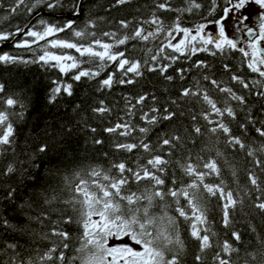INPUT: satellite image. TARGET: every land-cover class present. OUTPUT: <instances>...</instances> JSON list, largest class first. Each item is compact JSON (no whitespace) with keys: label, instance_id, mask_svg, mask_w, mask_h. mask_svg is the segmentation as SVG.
Listing matches in <instances>:
<instances>
[{"label":"snow or ice","instance_id":"1","mask_svg":"<svg viewBox=\"0 0 264 264\" xmlns=\"http://www.w3.org/2000/svg\"><path fill=\"white\" fill-rule=\"evenodd\" d=\"M130 3L131 0H114L111 7ZM5 4L6 0H0V9ZM186 4V7L173 8L169 0H164L155 5L159 10L179 14L171 26H166L153 11L150 19L139 22L130 32L119 35L114 31H104L99 36L97 31H90L97 28L98 20L104 19L93 17L98 0H13L8 5L9 15L16 14L21 6L29 14L44 6L49 12L59 10L71 18L63 24L40 18V28L25 25L23 28L17 26L15 32L0 31V42L23 33L33 39H25L15 46L29 49L31 44L66 30L79 40H47L43 54L34 60L5 52L0 54V64L3 65L43 62L58 67L65 74L78 69L73 79L80 81L100 75V71L83 69L81 65L99 62V69H103L107 62H115L124 77L129 73L142 76V69L147 68L150 72L159 71L164 79L171 81L172 76L164 75L171 63L150 66L149 59L143 62L130 59L125 51L114 50L130 41H148L166 33L169 39L156 54L150 55L151 61L161 60L166 49H171V53L163 58L171 62L181 56L191 59L197 53H208L213 57L219 54L226 58L232 52H239L243 57L241 64L258 78L249 81L237 74L230 64H223L228 79L246 90L240 94L223 80L202 74L201 79L212 86V93L201 87L199 81L195 87H184L179 92L185 102L191 100L201 105L198 113H188L190 124L187 127L154 133V128L162 122L171 124L185 113L176 100L170 101L176 105L172 110L167 106L150 107L141 116L145 126L125 121L103 129L109 134L135 139L136 142L112 144L115 152L131 154L133 160L110 161L107 168L92 166L87 170L73 171L71 176L64 167L67 158L65 145L75 137L76 131L87 128L96 133L97 128L88 126L83 115L77 122L78 127L60 122L46 124L42 142L35 153L28 154L27 167H17L22 162L12 161L2 173L3 176L17 175L19 183L15 187L0 188V204H10L16 212L10 220L0 211V264H184L187 245L181 221L187 225L188 236L198 244L195 264H206L209 251L213 253L212 264H264V235L248 223L245 232L231 230V239L221 240L214 230L209 207L210 200L215 198L225 229H232L236 223L234 214L245 205V197L249 198L251 211L264 219V119L260 118L264 117V0H224L223 5L218 0H210L207 8V17L210 18H204V22L193 27L182 26L181 15L205 6L197 0H186ZM84 14L86 22L82 27H76V19ZM118 23L125 30L132 25L130 20ZM145 24L155 25V30L148 31ZM210 26L215 28V34L209 31ZM25 28L28 29L26 32ZM177 36L181 38L173 43ZM104 37L111 38L112 42ZM48 46L74 49L79 57L86 59L66 53L57 54L49 51ZM147 52L152 53V49H147ZM194 67L208 70L211 66L204 60H198ZM178 71L183 79L186 70ZM114 76L113 73L102 80L101 87L137 82L132 78L114 80ZM54 83L56 86L49 90L47 96L48 104L55 105L61 94L73 95L72 84ZM4 92L5 85L0 83V93ZM249 95L261 101L259 112H253L247 99ZM25 99L0 97V103L5 106L0 110V158L9 152L16 155L17 126L14 121H24L28 111ZM148 99V94L136 97L135 103L131 102V97L126 98V114L133 115L138 106L142 109ZM151 99L156 101L157 98L153 95ZM100 105L92 111L99 114L112 111L104 106L103 101ZM17 107L20 111H10ZM250 131H254L258 139L251 138L248 135ZM137 132L140 135L134 137ZM153 134L155 140L152 139ZM198 140L202 146L199 152L194 153L189 144L195 148ZM92 143L103 145L104 141L93 138ZM222 147L251 158L252 168L246 171L245 186H239L236 166L221 150ZM209 152L214 155L205 158L201 154ZM225 169L230 171L237 188L225 181ZM176 170L181 173L179 178ZM209 177H215L218 182H206ZM73 225L80 229V235L76 237L80 244L75 249L76 254L70 256ZM248 233L252 234V239L245 241ZM5 236L10 239H4ZM125 238L129 242H125Z\"/></svg>","mask_w":264,"mask_h":264},{"label":"trees","instance_id":"2","mask_svg":"<svg viewBox=\"0 0 264 264\" xmlns=\"http://www.w3.org/2000/svg\"><path fill=\"white\" fill-rule=\"evenodd\" d=\"M13 0H6L5 7L0 9V31L15 32L17 26L23 28L25 25H35L40 28L38 20L43 18L49 22L63 24L67 19L71 18L67 13H61L59 10L55 12H49L44 6L34 10L33 13H27V10L21 6L16 14L9 15L8 5ZM164 2V0H131V3L124 6L111 7L114 4V0H98V7L93 12V17H103V20L97 21V28L90 29V31H97V34L104 31H114L119 35H123L124 32H130L131 28L136 27L139 22L148 20L151 18V14L154 11L161 17L166 26L173 25L176 16L179 15L176 12H165L155 7L157 3ZM173 8L186 7V0H169ZM205 7L200 10H194L192 13H183L181 15L180 23L184 27H193L196 23L204 22V18L207 17V8L210 0H197ZM218 3L223 5L224 0H218ZM5 17H8L5 19ZM130 20L132 25L130 29H121L118 21ZM86 22V14L81 15L76 19V27H82ZM148 31H154L155 25H144ZM28 29L25 28V32ZM175 34V33H174ZM31 41L33 38L27 37L23 33L17 34L14 37H10L8 41L0 42V54L5 52L22 56L25 60L37 59L43 54L44 48L47 44V40L51 39H65V40H79L72 36L70 30L58 33L56 36L48 37L46 40L38 41L31 44V48H17L15 45L23 40ZM108 42H112L111 38L104 37ZM169 38L166 33L159 34L156 38H150L148 41H130L127 45H121L117 49L118 51H125V54L130 59H139L143 62L145 59H149V65L153 64H166L171 63L172 66L168 69V72L164 75H170L173 77L171 81L164 79L159 71L150 72L147 68L142 69L143 75L136 77L134 74L129 73L127 77H124L122 72L118 69L115 62H107L103 69H99V62L85 63L81 65L83 69H92L93 71H100V75L94 78H82L80 81L73 79L74 75L78 72V69H72L67 74L60 72L59 68L45 65L43 62L30 63V64H16V65H3L0 64V83L5 85V92L0 93V97L6 98L7 96L26 98L25 103L28 104V111L26 113L24 121H14L17 126V141H16V155L13 156L9 152L5 157L0 158V188H7L9 185L15 187L19 183V177L17 175L3 176L5 166L12 161H20L17 167H27L28 154L35 153L37 147L43 140V133L45 126L54 122H60L61 124H70L77 126V122L80 120V116L83 115L87 121V125L97 128L96 133H91L87 128L76 131L75 137L65 145L67 151V158L65 160L64 167L69 176L73 171L80 169L87 170L92 166H103L107 168L110 161H119L122 159L133 160L134 156L123 152H115L112 148L114 142H136L133 138L119 137L116 134H109L104 132L103 129L114 126L118 122L130 121L138 126H145L144 121L141 119L143 112H147L150 107L161 108L167 106L170 110L174 109L176 105L170 103L171 100H176L177 104L183 109L185 115L178 120L173 121L171 124L168 122H162L160 125L154 128V133H165L170 129H182L190 124L189 112L198 113L201 110V105L193 101L185 102L180 96L179 92L184 87H195L197 81L200 82V86L208 89L210 93L213 92L212 86L207 81L201 79L202 74H208L211 78L223 80L229 86H233L235 90L244 94L246 90H243L239 85H235L228 79V74L224 72L222 65L225 63L230 64L237 74L243 75L247 80L251 81L254 78H258L256 74L251 73L246 65H242V54L239 52H232L226 58L217 55L215 57L208 53H197L192 56L191 59H187L183 56L175 62H171L163 57H166L171 53V49H166L162 54V59L158 62L150 60L151 54H156L158 48L165 44ZM134 46V47H133ZM152 49V53H148L147 49ZM48 50L56 52L57 54H69L75 55L79 59H86L79 57V54L74 49H58L48 46ZM174 55H180L175 53ZM198 60L206 61L211 67L208 70L197 69L194 67V62ZM54 63V62H53ZM179 69H185L184 78H180ZM115 74L114 80L121 78L127 80L129 78L135 79L137 82L134 84H119L114 83L112 88H102L101 81L106 79L108 75ZM62 82L63 84H72L73 95L71 97L66 94H61L55 105L47 103V96L49 90L56 86L54 82ZM148 94L149 99L145 101L144 107L141 109L139 106L133 110V115H127V100L131 97L132 103H135V98L139 95ZM155 96L157 99L153 101L151 96ZM220 95V94H215ZM249 105H251L253 112H259L261 101L254 95L247 97ZM104 102V106H107L112 111L109 113L99 114L94 113L92 109L101 106L100 102ZM5 106L0 103V110H3ZM10 111H20L17 107L10 109ZM264 119V117H260ZM203 124V121H201ZM234 131L235 122L233 123ZM239 134V132H237ZM140 134L134 133V137H138ZM248 135L253 139H258L254 131H250ZM93 138H98L104 141L103 145H95L92 143ZM152 139L155 140V134L152 135ZM223 140V137H221ZM202 146L201 141H197L195 148L189 144V148L194 153L200 151ZM222 151H225V155L236 166L239 177V186L243 187L247 184L246 171L252 168L249 162L251 158H245L242 152H233L226 150L223 147ZM107 153V155H105ZM207 158L210 155H214L213 152L201 153ZM29 171L36 172L37 169H29ZM257 171H259L257 169ZM176 175L179 178L181 173L176 170ZM225 181L237 188V185L233 183V177L228 169H225L223 173ZM187 179V178H185ZM206 182H218L215 177H209ZM135 190V187H133ZM31 191V189H29ZM67 195V194H66ZM243 195V192H241ZM249 198L245 197V205L241 210H238L235 215L236 223H234L232 229H225L221 223V210L218 207V201L212 198L209 202L211 209L210 219L214 223V230L219 233V238L231 239V230L246 231V225L251 223L257 228V231L264 235V219L258 214L251 211L249 208ZM183 203V201H182ZM0 211H3L4 215L12 220L15 217L16 212L12 205L4 203L0 204ZM159 211V209H156ZM175 214L174 212L172 213ZM15 223V220H13ZM74 239L72 241V248L69 251V255H75V249L79 247L80 241L76 237L80 235V229L72 226ZM181 230L184 235L187 251L184 255V264H195L194 257L198 252V244L192 240L187 233V225L181 221ZM4 239H10L8 236ZM245 241L252 239V234L248 233L244 237ZM22 242V241H21ZM119 241H111L110 243H118ZM125 242L127 239L125 238ZM40 247L43 248L44 244L41 243ZM212 252L209 251L206 256V264H212Z\"/></svg>","mask_w":264,"mask_h":264},{"label":"rangeland","instance_id":"3","mask_svg":"<svg viewBox=\"0 0 264 264\" xmlns=\"http://www.w3.org/2000/svg\"><path fill=\"white\" fill-rule=\"evenodd\" d=\"M229 23H230V21H229ZM209 31H212L213 34H215V31H216V30H215V28H214L213 26H210ZM229 34H230V35L233 34L231 30H229ZM174 35H175V34H174ZM180 38H181V36H177L176 39L173 40L172 42H173V43H176V42H178V40H179ZM241 38H242V39H246V37H244V36H242ZM241 46H246V45H245V44H242Z\"/></svg>","mask_w":264,"mask_h":264}]
</instances>
